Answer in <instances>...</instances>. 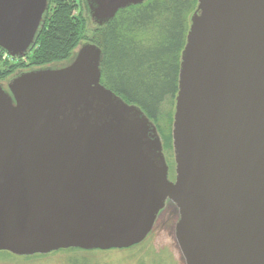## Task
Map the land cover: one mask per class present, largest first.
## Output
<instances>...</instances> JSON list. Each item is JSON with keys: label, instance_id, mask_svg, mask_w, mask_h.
Listing matches in <instances>:
<instances>
[{"label": "water", "instance_id": "water-1", "mask_svg": "<svg viewBox=\"0 0 264 264\" xmlns=\"http://www.w3.org/2000/svg\"><path fill=\"white\" fill-rule=\"evenodd\" d=\"M146 0H86L92 22ZM50 0H0L24 57ZM102 49L0 82V251L127 249L168 201L185 264H264V0H198L181 54L169 177L157 125L101 82Z\"/></svg>", "mask_w": 264, "mask_h": 264}, {"label": "trees", "instance_id": "trees-1", "mask_svg": "<svg viewBox=\"0 0 264 264\" xmlns=\"http://www.w3.org/2000/svg\"><path fill=\"white\" fill-rule=\"evenodd\" d=\"M197 5L198 0H146L119 10L108 24L99 26L90 25L86 0H50L37 42L24 57L13 58L0 49V82L27 70L66 64L81 43H95L103 52L101 82L140 106L157 125L164 147L170 149L181 54ZM148 237L127 249L145 250L147 256L163 253L149 248ZM106 251L110 250L70 248L47 255L67 252L70 264H98L92 255ZM47 255L17 257L30 260ZM0 256L16 257L7 251H0ZM157 257L160 264H172L164 253Z\"/></svg>", "mask_w": 264, "mask_h": 264}, {"label": "rangeland", "instance_id": "rangeland-1", "mask_svg": "<svg viewBox=\"0 0 264 264\" xmlns=\"http://www.w3.org/2000/svg\"><path fill=\"white\" fill-rule=\"evenodd\" d=\"M90 22V25H93L92 19ZM1 55L3 60L7 59V55ZM24 61L26 63L28 59H24ZM8 80L9 79L2 80L1 82L6 85ZM162 142L164 143L163 139ZM164 154L169 167V177L172 181H174L176 176V163L173 144L170 149H166L164 147ZM177 220L178 209L172 202L168 201L165 205V208L160 212L146 241L149 243V248L153 246L155 250L157 249V251L158 249H162L166 259L172 264H185L174 235V227ZM139 251L140 249L138 248L126 250L111 249L110 251L95 253L92 255V257L93 262L96 260L98 264H160V262H158V259L160 258L157 256H163L162 252L159 255L156 252H151V255L147 256L145 254V250ZM69 256L70 255L67 252H58L44 256L42 258L30 260H26L24 257L17 256L11 257L7 260L6 258L0 256V264H70L67 261Z\"/></svg>", "mask_w": 264, "mask_h": 264}]
</instances>
